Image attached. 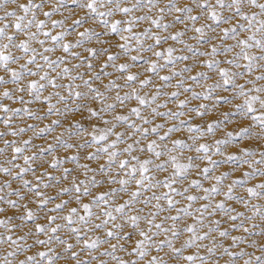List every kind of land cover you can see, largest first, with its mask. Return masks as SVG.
Here are the masks:
<instances>
[{
  "label": "snow or ice",
  "instance_id": "6c2138e0",
  "mask_svg": "<svg viewBox=\"0 0 264 264\" xmlns=\"http://www.w3.org/2000/svg\"><path fill=\"white\" fill-rule=\"evenodd\" d=\"M0 264H264V0H0Z\"/></svg>",
  "mask_w": 264,
  "mask_h": 264
}]
</instances>
